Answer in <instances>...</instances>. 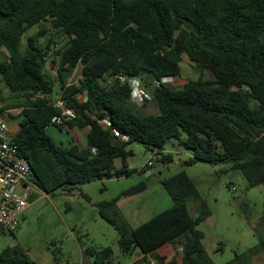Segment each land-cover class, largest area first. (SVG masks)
<instances>
[{"label":"trees","instance_id":"1","mask_svg":"<svg viewBox=\"0 0 264 264\" xmlns=\"http://www.w3.org/2000/svg\"><path fill=\"white\" fill-rule=\"evenodd\" d=\"M35 28L23 51L24 37ZM62 38L68 42L57 49ZM2 50L8 58L0 54V81L16 102L0 113L22 109L10 114L19 120L15 141L44 193H72L90 182L130 176L131 144L163 152L184 133V146L195 154L188 164L229 163L250 187L264 185V0H0ZM185 57L214 78L190 79L181 88L164 83L182 76ZM50 61L56 79L47 70ZM80 66L79 83H71ZM120 75L141 81L152 100L135 102L130 82L116 79ZM56 87L59 100L76 115L68 126L54 123L62 115ZM6 100L0 88V101ZM152 102L160 114L143 113ZM51 126L88 129L86 144L76 136L69 146L58 143L48 133ZM117 160L123 164L119 170ZM171 161L172 155L163 154V163ZM164 186L174 205L137 228L123 218L119 200L99 205L102 217L120 232L122 252L140 250L135 264H153V256L168 264L157 252L177 244L183 264H216L198 229L212 213L206 202L198 217L190 209L192 199H201L196 183L183 171ZM146 189L141 183L123 196ZM258 236V247L228 264H251L264 250V233ZM52 253L54 264H65L61 249ZM113 255L111 247L90 246L84 252L93 264H111ZM0 264L44 263L9 247L0 253Z\"/></svg>","mask_w":264,"mask_h":264},{"label":"rangeland","instance_id":"2","mask_svg":"<svg viewBox=\"0 0 264 264\" xmlns=\"http://www.w3.org/2000/svg\"><path fill=\"white\" fill-rule=\"evenodd\" d=\"M32 29L23 40V51L28 43V37L38 32ZM46 38H42L45 42ZM68 42L67 38L58 40L57 49ZM3 59L8 58L5 50L1 51ZM183 74L176 79L174 85L183 87L190 79H213L211 71L202 72L187 57L184 58ZM48 72L56 79L57 69L50 61ZM82 76L80 66L71 83H79ZM57 84V83H56ZM3 95L7 99L0 101V109L6 104L16 102L10 91L2 85ZM59 88L56 87L54 98L59 100ZM22 109L4 112L15 132L19 130V120L10 114L19 115ZM144 114L158 115L160 109L154 102L143 110ZM58 143L69 146L76 136L81 145L86 144L88 129L77 127L70 131L51 126L48 130ZM181 140H170L166 149H148L142 143H133L128 150L134 155L129 159V168L134 171L130 176L114 177L97 180L80 185L74 192L68 193L61 189L46 194L38 188L33 189L30 205L21 217V226L12 234L9 231L0 232V253L5 249L20 247L27 251L37 262L54 264L52 251L61 249L65 264H93L94 259L84 257L85 250L94 246L99 249L111 247L114 251L111 264H135L142 255L137 250L132 255H125L120 245V232L105 220L99 205L105 202L119 200L118 208L130 227L137 228L174 205V201L164 186V181L175 177L180 172H186L196 183L201 199L190 201L191 213L198 217L203 202H206L212 216L198 226L205 234L204 243L216 264L234 262L238 255L248 254L260 245L259 233H264L262 224L264 218V185L252 188L244 175L230 169L229 163H209L198 161L188 164L195 157L192 150L187 149ZM163 154L172 155V161L163 163ZM155 164L150 167V163ZM123 167L122 161H116V169ZM156 171V172H155ZM151 173V174H150ZM146 183V191L135 196H123L129 189ZM85 243L81 247L79 240ZM177 244L162 247L158 254L173 259L177 264H183L181 251ZM153 264H160L153 256ZM251 264H264V250L251 257Z\"/></svg>","mask_w":264,"mask_h":264},{"label":"built area","instance_id":"3","mask_svg":"<svg viewBox=\"0 0 264 264\" xmlns=\"http://www.w3.org/2000/svg\"><path fill=\"white\" fill-rule=\"evenodd\" d=\"M116 79L123 83L130 82L135 102L144 105L152 100L141 81L128 79L124 75L117 76ZM163 82L174 83L175 80L165 78ZM56 105L62 110V115L56 117L54 123L68 126V122L76 118L75 112L61 100ZM104 124L110 126L108 120H104ZM16 134L8 119L0 114V230L11 233L20 228L21 217L30 205L33 189L37 188L33 181L32 167L22 156L20 145L15 141ZM121 138L123 141L129 140L126 136ZM149 165L155 166L153 162ZM179 250L183 252V248Z\"/></svg>","mask_w":264,"mask_h":264},{"label":"crops","instance_id":"4","mask_svg":"<svg viewBox=\"0 0 264 264\" xmlns=\"http://www.w3.org/2000/svg\"><path fill=\"white\" fill-rule=\"evenodd\" d=\"M89 131V130H88ZM142 257V255L139 256V259Z\"/></svg>","mask_w":264,"mask_h":264},{"label":"water","instance_id":"5","mask_svg":"<svg viewBox=\"0 0 264 264\" xmlns=\"http://www.w3.org/2000/svg\"><path fill=\"white\" fill-rule=\"evenodd\" d=\"M156 172V171H155ZM151 174V173H150Z\"/></svg>","mask_w":264,"mask_h":264}]
</instances>
